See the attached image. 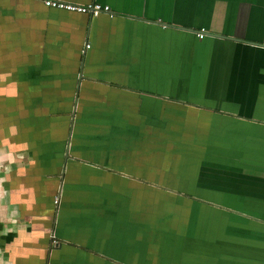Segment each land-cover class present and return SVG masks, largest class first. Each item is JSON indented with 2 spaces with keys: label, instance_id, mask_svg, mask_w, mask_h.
I'll return each instance as SVG.
<instances>
[{
  "label": "crops",
  "instance_id": "crops-1",
  "mask_svg": "<svg viewBox=\"0 0 264 264\" xmlns=\"http://www.w3.org/2000/svg\"><path fill=\"white\" fill-rule=\"evenodd\" d=\"M66 1L0 0V264H264V0Z\"/></svg>",
  "mask_w": 264,
  "mask_h": 264
},
{
  "label": "built area",
  "instance_id": "built-area-1",
  "mask_svg": "<svg viewBox=\"0 0 264 264\" xmlns=\"http://www.w3.org/2000/svg\"><path fill=\"white\" fill-rule=\"evenodd\" d=\"M43 3L48 7L63 9L71 12L89 14L91 16H97L101 13H107L110 16L112 15V12L110 11L108 5L101 4L95 1H91L88 3H75L66 0H43ZM194 33L198 39H203L207 35V32L204 28H198L194 30ZM88 46L89 44L85 45V47ZM56 243V240L52 241V244Z\"/></svg>",
  "mask_w": 264,
  "mask_h": 264
},
{
  "label": "water",
  "instance_id": "water-1",
  "mask_svg": "<svg viewBox=\"0 0 264 264\" xmlns=\"http://www.w3.org/2000/svg\"><path fill=\"white\" fill-rule=\"evenodd\" d=\"M208 34H209V35H212L211 33H208V32H207V35H208ZM228 38L230 39V37H228ZM231 39H232V38H231ZM233 39H234V40H237V41H241V42H242V41H245V42H246V40L241 39V38H233Z\"/></svg>",
  "mask_w": 264,
  "mask_h": 264
}]
</instances>
